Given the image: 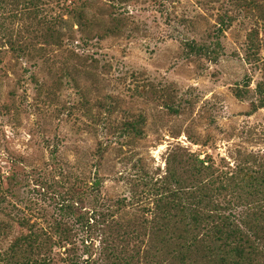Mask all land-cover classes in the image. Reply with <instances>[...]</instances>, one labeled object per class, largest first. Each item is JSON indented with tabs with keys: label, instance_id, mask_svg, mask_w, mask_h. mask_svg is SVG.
Returning a JSON list of instances; mask_svg holds the SVG:
<instances>
[{
	"label": "rangeland",
	"instance_id": "rangeland-1",
	"mask_svg": "<svg viewBox=\"0 0 264 264\" xmlns=\"http://www.w3.org/2000/svg\"><path fill=\"white\" fill-rule=\"evenodd\" d=\"M68 1L84 7L87 27L78 28L56 0L41 4L40 19L0 8V221L9 222L7 232L16 231L15 215L45 225L57 214L46 182L60 193L97 182L107 203L130 200L140 191L135 178L155 181L167 160L208 156L218 170L264 162V110L246 115L262 76L264 37L238 0ZM49 16L61 21L51 25ZM218 16L233 20L219 36L217 61L185 57L181 42H211ZM46 27L59 31V45L41 36ZM253 28L257 47L247 57ZM10 42L27 48L13 52ZM245 81L250 93L238 101L231 90ZM138 118L141 134L126 132ZM136 195L137 205L148 203ZM136 204L116 217L133 218ZM98 239L78 234V256L94 259Z\"/></svg>",
	"mask_w": 264,
	"mask_h": 264
},
{
	"label": "trees",
	"instance_id": "trees-1",
	"mask_svg": "<svg viewBox=\"0 0 264 264\" xmlns=\"http://www.w3.org/2000/svg\"><path fill=\"white\" fill-rule=\"evenodd\" d=\"M44 2L0 0V8H8L14 15L20 10L36 19ZM60 2L78 28L91 23L84 7L73 1L56 0ZM154 2L162 4V0ZM238 6L254 16L264 37V0H238ZM232 20L218 16L213 40L208 44L181 42L183 55L215 63L221 52L219 36ZM56 21H61L59 16H49L47 20L51 25ZM114 31L116 26L105 30ZM45 32L41 35L44 39L59 45L58 30L46 27ZM257 34L253 28L246 36L247 57L254 55ZM9 48L20 53L27 47L10 42ZM260 70L262 76L255 84L246 115L264 110V61L260 62ZM231 93L238 101L247 99L249 81L236 85ZM141 125L143 119L138 118L128 121L124 130L140 135ZM135 181L134 186H140V191H133L130 200L120 198L107 203L98 197L97 182L87 187L95 189V195L80 181L62 193L55 190L60 185L46 182L45 189L50 190L47 197L54 201L57 214L44 219L45 225L15 215L11 222L16 224V231L12 233L7 232L9 222L0 221V243L9 238L5 247L0 246V264H264V162L255 167L241 164L233 170H218L210 157L199 159L191 154L167 160L164 175L155 181ZM138 193L148 203L137 205L138 195H134ZM85 204L88 209H84ZM135 204L133 218L116 217V213ZM80 233L88 238L92 234L99 237L94 259L90 253L85 259L76 253L74 240ZM92 245L85 248L91 249Z\"/></svg>",
	"mask_w": 264,
	"mask_h": 264
}]
</instances>
